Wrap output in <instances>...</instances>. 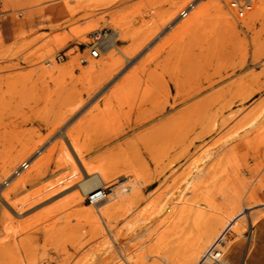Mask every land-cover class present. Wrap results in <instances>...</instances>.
Here are the masks:
<instances>
[{
    "label": "rangeland",
    "instance_id": "1",
    "mask_svg": "<svg viewBox=\"0 0 264 264\" xmlns=\"http://www.w3.org/2000/svg\"><path fill=\"white\" fill-rule=\"evenodd\" d=\"M217 1L194 0L192 7L186 9L182 7L186 0H0L1 191L12 188V181L18 177L16 172L31 173L33 177L30 184L19 188L12 197L13 202L18 203L33 198V202L31 200L21 207V211L19 209L22 217L14 221L4 216L6 204L0 192V264H89L93 251L103 243L102 238L90 240L89 227L84 219L85 206L90 205V201L87 197L79 201L77 183L49 196L47 193L38 195L44 187L71 171L61 162L65 134H71L83 147L91 168L114 169L111 170L110 185L105 189L106 195L110 196L119 181L121 166L124 162L135 161V153L143 148V136L148 132L161 129L176 133L184 126L177 119L205 113L201 116L203 126L208 124L211 114L231 117L232 138L243 120L264 110V0H253L251 9L242 20L235 18L227 0H220L224 11L211 7L191 32H181L176 26L183 19L179 16L182 11L189 13L185 17L188 19L198 7L214 5ZM173 12H178L176 19L163 27ZM115 29L121 31L118 47L124 52L133 51L147 42L118 79L135 70V78L146 79L151 75L152 79L144 85L153 89L158 84L159 103L166 102L167 108L163 120L140 126L141 94L134 97L123 93L107 106L101 101L90 114L101 100L97 99L67 125L55 130L69 110L61 98V89L77 87L86 97L84 88H89L97 78H85V67L101 63L106 56L100 54L97 59L89 58L85 65L80 59L83 55L88 56L90 48ZM59 54H65L64 62L55 60ZM68 61H75L71 75L63 77L54 73ZM199 89L203 93L194 96V91ZM220 92L222 96L218 97ZM208 101L213 103L209 104V112L205 110ZM153 108L143 106V115H160V109ZM205 138L211 139L210 136ZM247 139L244 142L240 137L234 138V143L231 141V146L238 144V148L231 156L232 199L231 206L224 209L227 215L254 205L253 201H247L250 191L255 192L256 198L264 199V134L262 131L250 132ZM27 149L34 152L24 158L22 155ZM177 151L165 150L164 164ZM11 161L10 169H6L5 165ZM39 163L43 165V173L36 176L33 170ZM24 164L27 166L23 167ZM182 164L170 166L166 173ZM85 176L83 171L82 180L87 178ZM235 178L238 183L233 180ZM246 189L250 191L246 192ZM32 194L45 198L36 203L41 198ZM217 199L222 202L220 197ZM253 209L246 212L247 215L258 212L254 226L245 217V224L240 221L237 225L241 228L246 225L243 236L238 237L235 229L227 233L226 242L218 251L220 262L217 264H264V206ZM169 216L156 219L150 225L152 232L130 243L129 252L139 256L144 254L149 264H171L162 258H174L179 251L178 231L183 229L178 226L177 216L173 215L172 221ZM32 217L34 221L31 223ZM166 217L169 224L164 226L162 222ZM27 219L30 224L26 223ZM126 231L124 228L122 232ZM163 231L167 232L164 240L160 237ZM174 240L178 242L174 244Z\"/></svg>",
    "mask_w": 264,
    "mask_h": 264
},
{
    "label": "bare ground",
    "instance_id": "2",
    "mask_svg": "<svg viewBox=\"0 0 264 264\" xmlns=\"http://www.w3.org/2000/svg\"><path fill=\"white\" fill-rule=\"evenodd\" d=\"M193 1L194 0H186L182 7L186 9L187 7H192L191 4ZM221 1L224 2V0ZM227 1L229 3V8L233 11L235 18L238 20H242L246 16L253 3V0H246V4L243 5L246 7V11L243 13L242 10L244 16L241 18L237 15V10L232 6L239 1ZM222 5L223 4H221L220 0L214 5L206 4L200 7L197 5L198 8L196 9V6L194 7L196 10L191 12V17L188 19H185V17L189 13H186V10H184L179 15L182 16L183 19H180L176 26H178V29L181 32H191L200 24L211 7L214 6L216 10L223 12ZM238 6L241 7L242 5ZM177 13L178 12H173L168 21L163 24V27L166 26L167 23L174 21ZM121 36V31L115 29L111 35L104 37L101 41L99 40V43L96 45L100 54L105 55L106 58L97 65H89L85 67L83 73L85 78H97L96 82L90 83L89 88H84L86 97L83 96V93L78 91L77 87L69 88L64 87L63 85L64 88L61 89V98L63 102L67 103L69 110L64 113L63 121L56 126L55 130L63 125H67L97 99V101H99V99L101 100L98 102L97 106L90 110V114L96 110V107H98L101 101L107 106L114 97H118L123 93L127 96L135 95L137 97L141 94L139 102L141 117L138 121L140 126L145 127L146 125H151L157 120H163V115H165L163 113L167 108L166 102L159 103L160 97L157 89L158 84H155V88L153 89L144 85L148 80L152 79L151 75H148L146 79H144V77L135 78L137 77V70H135L129 76H125L121 80L118 79L127 65L131 64L134 57L138 55L145 45H147L146 42L133 49V51L124 52L118 47V41ZM152 36L154 37V35H151L150 37ZM150 40H148V42ZM116 56H119V58H116ZM74 64L75 61H68L63 67L57 68L54 73L63 77L71 75ZM109 86V90L104 94V91ZM212 87L213 83L210 84V88ZM194 93V96H197L198 94L203 93V91L202 89H199L194 91ZM217 95L219 97L221 92ZM210 101L213 102V100ZM210 101H208L205 106V110L208 109V112L210 108L209 104L211 103ZM220 101L221 100H219V102ZM145 105H151L154 107L153 109L159 108L161 111L160 115L144 116L142 108ZM204 114H201V116ZM201 116H183L177 119V122L182 123L184 126L176 133L171 134V132L155 129L143 136V148L136 151L135 161L132 163L124 162L121 166L118 172L119 181H116V187L113 194H110V196L106 195L105 189L108 187V184L110 185L111 177L113 176H110V174L114 169H111V171L110 169L103 167L99 169L91 168L90 163L86 159L85 154L87 153H85L86 151L83 147H80L79 143L72 138L71 134L64 135L66 141L63 139L64 143L60 142L63 143L62 147H65L63 148L61 162L65 163V166L71 171L67 176H64V178H60L57 181L52 182L49 186L44 187L38 195L47 193L48 195L46 196H49L62 188L64 189V187L66 188L69 187V185H74L76 183V185H78L77 198L79 201H82L86 197L89 200L92 195L101 193V200L97 203H90V205L85 206L87 213L84 219L89 227V234L91 236L90 240L95 241L99 238L103 239V243L98 250L93 251L92 259L89 264H149L144 254L139 256L135 255L134 252H129V244H132L133 241L143 238L145 235H148L149 232H152L150 230V225L156 219L164 217L167 214L170 215L169 220L172 218L171 221L173 220V215L177 216L178 226H181L183 229L178 231L180 232L177 238L179 242L174 240V244L176 241L180 243L179 245L177 243L179 251L177 250L178 252H176L174 258L169 256L162 258L166 262H171V264H217L220 262L218 251L223 247L227 233L235 229L233 231H236L238 237L243 236L246 225L242 228L237 225L240 221L245 224V217L246 221L248 219L250 225L254 226V223L256 222L255 220L258 219L256 218L258 212H249L247 215L246 210L264 206V199H262V197L261 199L256 198L258 196H255V192H251L248 189L249 192L246 189V192H249V200L247 201H253V206L239 209L236 204V208L239 210L234 215H231V213L229 215L225 214L224 209L225 207L228 209L227 206H231V156L234 149L238 148V144H233L231 146V141L233 140L234 143V138L236 139L240 137L241 139L243 138L244 141V139H247L250 132L254 133L256 131H262V134H264V110L255 116L243 120L236 127L233 134L234 136L232 137L233 139L231 138V117L227 118L223 115L218 116L211 114L208 116V124L203 126L204 124ZM207 136H210L211 139L207 140L205 138ZM239 144H242V142ZM168 148L179 151L168 158L166 157L168 162L164 164L163 158H165V156H163V153ZM51 151L53 150L51 149ZM32 152H34L33 149H27L22 157H30ZM60 158L59 160H61ZM33 161H35V159ZM181 162H183V164L180 168H176L175 170L166 173L170 166ZM12 163V161L7 163L5 165L6 169H10ZM25 164L23 167L27 166ZM33 171L36 172V176H41L43 173V165L39 163L35 166ZM83 171L87 176L84 180H82ZM114 173H116V171ZM15 175L18 177L12 181V188L3 189L1 191L2 186L0 187L1 198L6 204V214H4V210L3 214L4 216L7 215V219L12 221L22 217L19 214L21 207L33 199L32 198L28 201L26 198L19 203L13 202L12 197L16 194L15 192H17L19 188L26 187L33 181L31 173L16 172ZM236 176L237 175H235V177ZM236 178L238 179L239 175ZM236 178L233 180L237 182L238 180ZM239 181V183H241V179ZM235 188L241 190L240 188H242V186L240 188ZM245 193L243 194L244 197ZM38 195L33 196L41 198ZM238 196L236 195L235 197ZM217 197H220L222 202H220V199L218 200ZM44 198L45 196H42L41 199H38L35 202L37 203ZM240 202L242 201L240 200ZM31 205L29 206L31 207ZM239 205L238 200V206ZM232 207H234V205ZM37 216L40 217L39 215ZM38 217L35 218L38 219ZM27 220V224H30V221L31 223L34 221L33 217L31 220ZM167 220V217L164 218L162 225H168L169 223H167ZM26 223H24L25 226ZM14 224L15 223L12 222V225ZM10 226L9 228L11 229ZM124 228L125 231L127 230L126 232H122ZM174 229L177 228L175 227ZM8 231L11 230L8 229ZM166 235L167 232L163 231L160 235L161 239L164 240ZM24 242H26V240ZM137 254L139 253L137 252ZM18 259L20 260V258ZM39 264H41V262H39Z\"/></svg>",
    "mask_w": 264,
    "mask_h": 264
},
{
    "label": "built area",
    "instance_id": "3",
    "mask_svg": "<svg viewBox=\"0 0 264 264\" xmlns=\"http://www.w3.org/2000/svg\"><path fill=\"white\" fill-rule=\"evenodd\" d=\"M237 1V0H236ZM239 2L238 3H236V4H233L232 6H233V8H235L236 10H237V12H238V16L239 17H243L244 15H243V13H245V9H246V7L245 6H243L244 4H246V0H238ZM238 5H242L241 7L240 6H238ZM242 10H243V13H242ZM239 12H241V13H239ZM185 15H186V13H185ZM92 50V51H91ZM100 57V52L98 51V48H97V46H96V44L95 45H93L91 48H90V52H89V55L88 56H82V58L80 59V63L82 64V65H85V64H87V62H88V59L89 58H92V59H97V58H99ZM65 58H66V56H65V54H59V55H57L56 57H55V60L58 62V63H61V62H64V60H65ZM102 199V195H101V193H97L96 195H92L91 197H90V199H89V201H90V203H97L99 200H101Z\"/></svg>",
    "mask_w": 264,
    "mask_h": 264
}]
</instances>
